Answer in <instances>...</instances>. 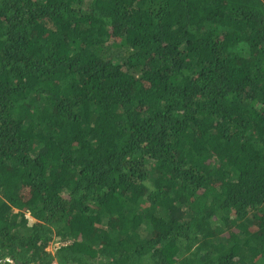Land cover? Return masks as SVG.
Returning <instances> with one entry per match:
<instances>
[{
    "label": "trees",
    "instance_id": "trees-1",
    "mask_svg": "<svg viewBox=\"0 0 264 264\" xmlns=\"http://www.w3.org/2000/svg\"><path fill=\"white\" fill-rule=\"evenodd\" d=\"M2 254L264 264V0H0Z\"/></svg>",
    "mask_w": 264,
    "mask_h": 264
},
{
    "label": "built area",
    "instance_id": "built-area-1",
    "mask_svg": "<svg viewBox=\"0 0 264 264\" xmlns=\"http://www.w3.org/2000/svg\"><path fill=\"white\" fill-rule=\"evenodd\" d=\"M63 244L62 242L60 241H55V242H52V245H53V248H51L50 246L47 247L46 249L48 251H51V252H54L57 248H59V246ZM0 264H21L19 263L16 258L12 257L11 255L9 254H2L0 255ZM25 264H38L36 262H27ZM52 264H60L58 263V261L56 260H53Z\"/></svg>",
    "mask_w": 264,
    "mask_h": 264
},
{
    "label": "rangeland",
    "instance_id": "rangeland-1",
    "mask_svg": "<svg viewBox=\"0 0 264 264\" xmlns=\"http://www.w3.org/2000/svg\"><path fill=\"white\" fill-rule=\"evenodd\" d=\"M32 221H33V220H31L30 222H32ZM55 241H59V240L55 239V240H53L52 242H55ZM52 242L49 244V246H50L51 248H53ZM49 246H48V247H49Z\"/></svg>",
    "mask_w": 264,
    "mask_h": 264
}]
</instances>
